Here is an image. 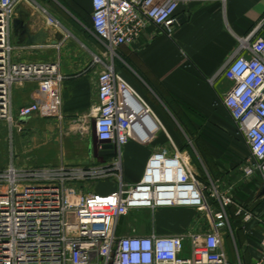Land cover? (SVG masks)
Returning a JSON list of instances; mask_svg holds the SVG:
<instances>
[{"label":"built area","instance_id":"built-area-1","mask_svg":"<svg viewBox=\"0 0 264 264\" xmlns=\"http://www.w3.org/2000/svg\"><path fill=\"white\" fill-rule=\"evenodd\" d=\"M18 1L0 0V120L9 125L15 116L27 119L39 111L33 103L13 114L14 84L62 80L55 64L12 60L10 27ZM191 1L91 0L92 32L111 60L102 63L97 77L94 133L119 155L131 139L148 144L158 124L117 74L116 49L135 44L149 24L172 36L179 6ZM244 51L248 57L240 55ZM219 74L229 82L222 104L248 148L240 173L246 181L260 178L264 184V38L253 32L241 39ZM121 168L119 156L105 166L19 169L11 163L0 170V264H229L224 239L231 230L232 195L211 181L210 186L196 181L182 156L166 150L149 158L137 184L127 185ZM100 181H113L116 189L85 193L86 188L76 186ZM183 207L205 213L207 226L178 234H157L152 227L147 233L132 229L120 235V223L131 214L149 212L153 218L156 210ZM234 216L245 223L254 219L250 209L239 206ZM262 230V254L253 264H264V223Z\"/></svg>","mask_w":264,"mask_h":264},{"label":"crops","instance_id":"crops-1","mask_svg":"<svg viewBox=\"0 0 264 264\" xmlns=\"http://www.w3.org/2000/svg\"><path fill=\"white\" fill-rule=\"evenodd\" d=\"M20 7L31 12V34L43 29L45 41L43 45L21 44L11 26L12 60L55 64L62 80L12 86L14 115L19 108L39 105L37 114L27 119L15 116L12 125L0 120V145L7 153L6 144H10L15 167L88 168L112 164L120 156L122 179L134 185L142 180L149 158L166 150L170 155L180 154L194 179L205 182L198 174H205L209 168L210 143L198 138L199 126L195 122L218 119L223 123L226 110L222 98L229 82L219 72L241 39L253 32L264 38V0H193L179 6L172 36L149 24L135 44L116 49L113 64L117 74L149 109L158 131L148 144L129 140L120 155L114 147L113 156L103 153V144L94 133L92 110L98 102L97 77L102 63L110 64L111 60L92 32L91 0H20L13 18ZM179 16L183 19L178 20ZM49 20L56 25H50ZM54 41L56 45H52ZM240 55L248 57L249 53ZM97 58L101 63H94ZM231 128L237 129L235 125ZM241 146L244 152L238 151L248 156L244 139ZM189 149L196 150L199 157L195 159ZM104 182L111 183L112 189L102 192ZM104 182L76 186L86 188L85 193L106 194L116 189L114 182ZM249 184L252 191L250 181ZM162 210L172 226L169 234L206 227L210 221L194 208ZM251 212L254 219L245 223L234 216L233 209L228 210L231 230L225 235L224 253L229 264H253L262 254L264 206L254 207ZM226 242L231 248V260L226 254Z\"/></svg>","mask_w":264,"mask_h":264},{"label":"rangeland","instance_id":"rangeland-1","mask_svg":"<svg viewBox=\"0 0 264 264\" xmlns=\"http://www.w3.org/2000/svg\"><path fill=\"white\" fill-rule=\"evenodd\" d=\"M113 60L116 62L115 56ZM223 113V123L221 121L219 122L218 119H214V121L211 119L209 122L206 120L199 123L195 122V124L199 126V131L196 135L198 138L205 139L209 142V149L211 150L210 155H208L209 168L207 172L205 169V174H198V176L202 179V181H205L203 184L210 186L211 181L219 186V190L221 192L225 191L228 192L229 195H232L235 206L243 207L245 209H251L256 203L257 207H260L261 205L264 206V184L260 178H254L251 182L254 189L249 191V181L244 180L240 173V166L247 158V154L239 152L240 150L244 152L241 146V144H243V137L237 129L235 130V128H231V126L234 127V123L232 122L228 112L224 111ZM2 122L5 123V121ZM6 148L7 153H4L3 148L0 145V170L5 169L12 163L10 144L8 145L7 143ZM188 151L195 157V159H197L196 157H199L196 150L194 151V149H189ZM236 154H238V156ZM101 186L102 192L112 189L111 183L104 182ZM206 198L209 201V205H211L212 202L208 199V195H206ZM235 206H231L229 209H233V212H235ZM162 211L163 210L161 209L156 210L153 218L149 212L131 214L123 220V223H120L122 224L120 235H130L132 233V229H135L136 232L141 234L147 233L152 227H154L157 234H169L168 232L172 231V226L170 225L169 219L162 214ZM261 219L264 220V214ZM203 222H205V220ZM225 250L227 257L231 260V248L227 242Z\"/></svg>","mask_w":264,"mask_h":264},{"label":"water","instance_id":"water-1","mask_svg":"<svg viewBox=\"0 0 264 264\" xmlns=\"http://www.w3.org/2000/svg\"><path fill=\"white\" fill-rule=\"evenodd\" d=\"M17 15L11 21L12 31L16 35L17 40L21 44H26L27 46L43 45L45 41L44 30H39L35 34H31L29 27V21L31 20V12L23 10L21 7L17 8ZM183 19V16H179L178 20ZM56 41L52 42V45H56ZM103 153L108 156H113L115 154L112 145H103L101 147Z\"/></svg>","mask_w":264,"mask_h":264},{"label":"trees","instance_id":"trees-1","mask_svg":"<svg viewBox=\"0 0 264 264\" xmlns=\"http://www.w3.org/2000/svg\"><path fill=\"white\" fill-rule=\"evenodd\" d=\"M254 207H257V205H256V206H255V205H253V207L251 208V210H252V209H254ZM123 220H124V219H123ZM123 220H122V223H123Z\"/></svg>","mask_w":264,"mask_h":264}]
</instances>
